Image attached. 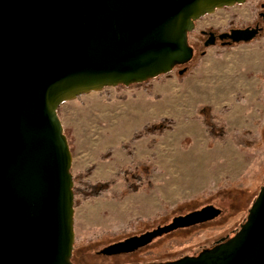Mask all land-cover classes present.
Masks as SVG:
<instances>
[{
  "label": "water",
  "instance_id": "water-1",
  "mask_svg": "<svg viewBox=\"0 0 264 264\" xmlns=\"http://www.w3.org/2000/svg\"><path fill=\"white\" fill-rule=\"evenodd\" d=\"M244 1L0 0V264H71L72 151L60 104L171 71L192 56L185 32L194 19ZM258 32L238 27L219 38L249 42ZM220 212L206 204L96 253H131ZM144 264H264V184L230 240L197 256Z\"/></svg>",
  "mask_w": 264,
  "mask_h": 264
},
{
  "label": "rangeland",
  "instance_id": "rangeland-1",
  "mask_svg": "<svg viewBox=\"0 0 264 264\" xmlns=\"http://www.w3.org/2000/svg\"><path fill=\"white\" fill-rule=\"evenodd\" d=\"M255 7L257 5L253 1H246L239 6L218 8L213 13L201 17L197 21L196 29H222L229 20L235 23L249 22ZM201 50L205 53L199 57L197 63L196 58ZM207 52L213 55L217 62L228 64H234L236 56L251 52L260 53L259 63L255 67L237 63L229 68L226 66L228 64L224 63L221 73L215 74V77L221 76L227 87L235 92L236 104L223 105L219 111L213 108L215 112H222L225 106L228 108L222 115L227 130L231 133L225 140L213 143L209 142L204 126L191 118L196 108L194 111L183 110L182 105H175L172 97H169V94L176 90L175 86L179 88V84L187 76L185 71L181 74L178 71L188 66L192 72ZM183 66L179 63L171 72L159 73L157 77L149 80L147 84L151 86L150 94L143 86L136 84L120 90L111 86L81 94L60 104L59 118L73 145L70 171L73 174L77 170L94 165L92 173L88 176L91 180L112 178L118 166L131 162V157L121 147V143L129 141L135 131L164 117L173 119L170 129H164L158 135L142 136L131 143L135 158L145 160L154 157L153 162L157 169L154 172V186L149 191H133L121 200L103 196L84 200L74 208L73 252L76 260L72 258L73 264H139L144 261L170 260L186 252L188 245L195 246L198 238L183 243L186 237L177 236L169 240L167 237L126 255L105 256L95 254V251L105 244L122 239L128 233L162 224L178 213H185L207 202H216L227 207L232 200L231 212L221 216L213 228L207 229L206 239L210 240L220 232L221 225L231 226L237 215L247 213L252 207L260 183L264 179V151L256 149L251 152L241 137L251 141H260L259 135L261 137L259 128L264 122V33L249 42L227 46L201 45L193 51L190 60L185 61ZM178 67L180 68L177 70ZM173 76L179 80L177 84ZM118 95L123 97L119 98ZM136 103L148 106L151 111L148 118L131 123L130 120L123 121L110 116ZM183 126L189 128L177 133V129ZM243 130L248 133L240 134ZM233 135L239 143L234 141ZM150 139H155L153 145L149 144ZM109 149H112L110 156L102 159L101 156ZM187 154L192 156L185 165L189 170L176 177V158ZM199 156H203L205 163V168L203 167L200 173L205 174V178L209 176L213 182L211 186H206L208 188L193 194V190L197 188L188 186L195 183L194 178L198 173V165L195 162ZM199 167L201 168L200 165ZM215 180L220 181L217 183ZM121 186L122 181H118L113 188L120 189ZM203 191L209 193L195 197ZM138 218L153 219V224L147 227L137 223Z\"/></svg>",
  "mask_w": 264,
  "mask_h": 264
},
{
  "label": "trees",
  "instance_id": "trees-1",
  "mask_svg": "<svg viewBox=\"0 0 264 264\" xmlns=\"http://www.w3.org/2000/svg\"><path fill=\"white\" fill-rule=\"evenodd\" d=\"M205 51L201 50L198 57L196 58V62L198 63L199 57L204 54ZM190 60V59H189ZM185 60V61H189ZM182 61V62H185ZM176 63V62H175ZM174 63V64H175ZM191 72V68L187 67L185 70V74H189ZM164 74V72H159ZM159 73L157 75H159ZM148 76L143 80L131 81L128 85H125L122 82H118L115 86V89L120 90L121 88H126L129 85L136 84L143 86L147 93H151V86L147 84V82L155 77ZM119 98H122L123 95H118ZM264 104V97H263ZM228 108L225 106L222 109V112H215L213 107L210 104H199L196 107L194 114L191 116L192 119L198 120L205 128V132L207 134L209 142L213 143L214 141H222L225 140L230 132H228L226 123L223 117V111ZM58 116H59V108H58ZM264 121V119H263ZM173 124V119L169 117H164L155 123H148L142 127L141 130H137L133 133L132 137L127 142H122L121 147L125 150V152L131 157V162L127 165L118 166L117 171L114 176L109 179L104 180H91L88 176L92 173L94 165H90L85 167L82 170H77L73 173V184L71 186V191L73 193V208L77 207L84 200H91L93 198L106 197L108 199L113 200H121L127 194L133 191H149L154 186V172L156 171V165L153 162L154 157L152 159H137L135 158L132 149L131 143L137 140L142 136H149L150 134H161L164 129H170ZM261 132V137L259 135L260 141H251L248 139H244L243 143L248 144L250 147V151L254 152L256 149L264 151V122L259 128V133ZM63 133H65L67 137V141L70 149H73V145L71 144V137L69 136L67 130L63 128ZM248 133L247 130H243L240 134ZM234 141L239 143L236 139L235 135H233ZM263 139V140H262ZM262 140V141H261ZM250 141V142H248ZM155 143V139H150L149 144L153 145ZM112 149H109L105 154L101 156L102 159H106L110 156ZM71 168V167H70ZM70 168L68 171L71 173ZM118 181H122V186L120 189H114L113 186ZM264 184V179L261 181L259 186V191L261 190L262 185ZM209 191H203L195 197H200L202 194ZM240 193V192H239ZM255 201V198H254ZM253 201V202H254ZM250 211V209H249ZM153 219H141L138 218L136 220L137 223L144 224L145 226H150L153 224ZM138 229L137 231H140ZM129 234V233H128ZM74 252L70 258L74 257ZM68 260V258H67Z\"/></svg>",
  "mask_w": 264,
  "mask_h": 264
},
{
  "label": "flooded vegetation",
  "instance_id": "flooded-vegetation-1",
  "mask_svg": "<svg viewBox=\"0 0 264 264\" xmlns=\"http://www.w3.org/2000/svg\"><path fill=\"white\" fill-rule=\"evenodd\" d=\"M246 1H253L255 3V5H257V7H255V9L253 10L254 14L252 16L251 21H249V22L235 23V21L233 22L232 20H229L227 25H226V27H224L222 29L215 28V27H204L202 29H199V31H197V29H196L197 21L201 17L206 15V14L194 19L193 20L194 21V28L192 30H188V31L185 32V42H186L187 45H189L192 48V53H193L194 50H196V48H199V46H201V45H203L205 47H209V46H214V45L227 46V45H232L234 43H240V42L230 41V39L226 38V37L223 38V39L219 38V34H221L222 32H229L232 28L247 27V26L258 27L259 28V32L252 40H254L257 37H259L260 35H262L264 33V0H245L244 2H246ZM235 5L239 6L240 4H236L235 3L232 6H225V7L221 8V9L231 8V7L235 6ZM210 37H212L214 39V43L210 44V45H205V41L208 38H210ZM252 40H250V41H252ZM179 63H182V67L185 66V65L183 66L184 62H176L175 64L173 63L171 71L174 70L176 68L175 66L178 65ZM179 68L180 67H178L177 70ZM171 71H169V72H171ZM169 72H166V73H169ZM258 195H259V193H257L255 195V201H256ZM232 202L233 201L231 200L228 203L227 207L223 206L222 204L216 203V202H207L205 204L200 205L199 207L204 206L206 204H213L216 207H218L221 210V212H220V214L218 216H216V217H214L211 220H208L206 222L194 224V225L187 226V227L177 228V229H175V230H173V231H171L169 233L163 234V235L157 237L156 239H154L151 243H149L148 245H146L144 247H148L150 244L157 243V242H159L161 240H165L167 237H169L168 240L169 239H173V238H175L177 236L186 237V238H184L185 241L183 243L188 242L189 240H193L194 238H196V239L198 238V241L195 244V246L187 244L188 245L187 247H189V248L187 249L186 252H184V253H182V254H180V255H178L175 258L170 259V260L178 259V258H180V257H182L184 255L197 256L201 251H203L205 249L217 248L222 243H225L228 240H230L232 237H234L242 229L243 225L250 219V211H248L247 213H245L243 215H237L236 216L237 219L235 218V221L232 222L231 226L221 225L220 226L221 227L220 228L221 229L220 232L218 234H216L214 237H212V239L207 240L206 239L207 229L213 228L214 224H216V221H218V219L221 216L226 215V214L231 212V209H232L231 204H232ZM254 202H253V204H254ZM195 208H198V207H195ZM250 210H251V208H250ZM178 214H180V213H178ZM229 217H230V215H229ZM233 217L234 216H231V218H233ZM169 221L170 220L164 221L162 224L167 223ZM158 224L153 225L151 228L155 227ZM151 228H149V229H151ZM146 230H148V229H146ZM143 231H145V230H141V231H138V232H131L130 234L123 236V238L127 237V236H130V235H134V234H140ZM213 233H214V231H213ZM112 242H114V241H112ZM74 243H73V248H72V252H71L70 256H72V253L74 251V245H75ZM138 249H140V248H138ZM136 251H134V252H136ZM134 252H131V253H134ZM95 254H97L96 251H95ZM98 255H100V254H98ZM115 255H126V254H115ZM70 256L68 257V261L71 264H73L74 261L72 262V258H74V257L70 258ZM105 256H111V255H105ZM165 261H169V260H165ZM159 262H163V261H159ZM144 263H148V262L144 261V262L139 263V264H144Z\"/></svg>",
  "mask_w": 264,
  "mask_h": 264
},
{
  "label": "crops",
  "instance_id": "crops-1",
  "mask_svg": "<svg viewBox=\"0 0 264 264\" xmlns=\"http://www.w3.org/2000/svg\"><path fill=\"white\" fill-rule=\"evenodd\" d=\"M212 61L218 64L214 56L207 52L205 56L201 58L199 66H196L192 72L183 78L182 82L179 84V88L175 86L176 90H174L172 94H169V97H172L175 105H182L183 110L187 109L194 111L197 105L205 103L210 104L214 110L217 111L223 105L231 106L236 104L235 92L227 87V84L223 82L221 76L218 75V77H215V74L221 73L222 69L220 67L214 68V70L209 68V63ZM173 80L175 83L179 81L175 76H173ZM114 113L115 114L110 116L122 119L123 121L130 120L131 123H134L137 122L138 119H140V122L142 118H148L151 111L148 106L136 103L129 105L126 110H119ZM202 157L203 156H199L196 158L197 162L195 163L198 165V173H196L195 178L193 177L195 183H193L192 186H188L190 188H197L193 190V194L204 188H208L206 186H211L213 182L209 176L207 177L209 179L207 181L205 174L200 173L205 164ZM218 181L215 180L217 183Z\"/></svg>",
  "mask_w": 264,
  "mask_h": 264
},
{
  "label": "bare ground",
  "instance_id": "bare-ground-1",
  "mask_svg": "<svg viewBox=\"0 0 264 264\" xmlns=\"http://www.w3.org/2000/svg\"><path fill=\"white\" fill-rule=\"evenodd\" d=\"M259 55H260L259 52H251L248 54H243L242 56H236L237 59L235 60L236 62H234V64H228L227 62H221V61L218 62V64H216L214 61H212L209 63V68H211L212 70H214V68H217V67L222 68L224 63L228 64L226 66H228L229 68H232L231 66L234 67L237 63L248 64V65L255 67L259 63V57H260ZM187 67H186V70H187ZM188 128L189 127H184V126L179 127L177 129V133H181V132L187 130ZM191 158H192V156H190V154L182 155V156L179 155L176 158V165H177V171H178L176 177L180 176L181 173H182V175L185 174L187 172V170H189L188 167L185 168V165H186L187 161Z\"/></svg>",
  "mask_w": 264,
  "mask_h": 264
}]
</instances>
